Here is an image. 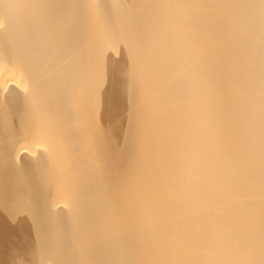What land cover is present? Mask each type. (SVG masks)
Wrapping results in <instances>:
<instances>
[{"label": "bare ground", "instance_id": "6f19581e", "mask_svg": "<svg viewBox=\"0 0 264 264\" xmlns=\"http://www.w3.org/2000/svg\"><path fill=\"white\" fill-rule=\"evenodd\" d=\"M0 264H264V0H0Z\"/></svg>", "mask_w": 264, "mask_h": 264}, {"label": "rangeland", "instance_id": "374dc122", "mask_svg": "<svg viewBox=\"0 0 264 264\" xmlns=\"http://www.w3.org/2000/svg\"><path fill=\"white\" fill-rule=\"evenodd\" d=\"M40 250L44 251L43 253L47 252L50 255H52V257L54 256V248L49 245L47 242L41 243V245L39 246ZM45 253V254H47Z\"/></svg>", "mask_w": 264, "mask_h": 264}]
</instances>
